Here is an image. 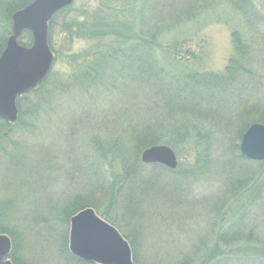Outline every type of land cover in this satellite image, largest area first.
Instances as JSON below:
<instances>
[{"label":"trees","instance_id":"1","mask_svg":"<svg viewBox=\"0 0 264 264\" xmlns=\"http://www.w3.org/2000/svg\"><path fill=\"white\" fill-rule=\"evenodd\" d=\"M31 1L0 0V52L10 34V15ZM216 2L217 0H124L119 5L117 14L111 16V22L110 17L108 19L102 15L91 22L80 21L73 16L68 19L70 4L51 17L47 42L53 54H56L52 43L56 25L62 29L66 42L75 38L84 39L99 48L103 47V50L95 52L92 63L84 62L87 64L86 70L80 71L77 78L80 79V88L86 92L90 89L101 93L102 100L111 96V142L106 144L108 148L104 153L103 145H98V142L96 148L103 159L109 151L118 167L112 169L110 183L105 179L103 181V175H108L107 170L104 172L98 168L97 173L94 167L92 171V178L98 179L91 191L96 189L100 192V204L93 199L92 192L89 197H80V200L77 196L69 197L59 202L62 206L53 205L50 200L38 202L36 191L43 187L47 174H52V162L43 148L36 149L30 156L29 163L26 162L25 153L28 149L12 141V147L14 145L18 151L13 157L15 176L12 185L14 189L19 186L25 189L23 193H27L0 197V233L10 238L9 259L13 264H26L17 260L15 243L35 235L46 240L60 237L64 258L73 264H94L75 259L67 250L69 219L86 207L93 208L100 218L128 240L133 264H150L148 260L142 259L141 252L138 257L134 241L138 229L123 222L121 216H125L126 221L143 219L139 217L143 201L150 204L160 201L161 204L156 205L169 211L190 206V186L184 184V181L197 178L208 168L212 174L223 176L228 181L226 197L222 195L212 203L209 213L212 223L206 234L214 237V241H210L207 236L202 237L179 254L173 256L167 253L165 259L152 264H260L264 261L262 247L244 249L236 246L240 241L263 242L255 239L252 230L247 228L245 214H239L233 207L235 203L239 205L242 202L236 197L240 189L239 193L245 194L248 191L251 193L250 200L264 205V177L259 176L249 186L241 188L247 180L243 177L245 173L241 164L236 161L246 159L239 154L238 144H234L235 156L230 159L225 154L218 153V146L217 150L213 149L216 136L223 133H226V137L237 134L240 139L251 123L264 125V103H252L246 96L255 87L263 88L260 74L254 71L253 51L257 40L264 41V9L255 0H225L228 7L239 15L243 28L232 30V55L220 73L196 74L195 71L185 73L174 69L166 71L156 56V50L160 47L159 36L173 26L211 9L213 5L216 6ZM65 13L67 15H63ZM128 13L133 15L132 18L128 17ZM56 19L58 22H55ZM245 30L247 33L254 31L251 34L255 38L251 34L245 36ZM18 39L24 46H29L32 42L29 31H23ZM52 80L50 69L35 88L17 98L16 122L10 125L0 121L3 126V131L0 130L1 153L8 154L7 147L10 146L9 142L8 146L6 144L9 139L6 138L8 133L4 129L9 133L10 130L11 133L13 131L14 135V127L32 126L35 120L40 119L41 115H47L53 108ZM105 83H108V90L104 88H107ZM81 97L83 100L85 96ZM81 97L76 101L79 102ZM204 124L213 129L202 134L200 130L204 128ZM212 142L213 145H210ZM158 144L169 145L176 152L180 150L179 147L186 145L185 150L188 154L191 152L192 158L183 168L180 167L182 162L178 163L180 168L175 171L160 164L141 163V151ZM83 160L89 165L86 156ZM253 163L260 166L264 164L263 161ZM166 171L174 173L173 177L165 179L163 175ZM177 173L190 177L177 176ZM248 196L244 198L247 199ZM227 197L233 198L235 203L226 204ZM35 199L43 205L42 208L31 207L35 204ZM116 203H119L117 206L121 209V216H117L116 212L111 215L109 213V207L115 209ZM22 232L26 234L23 238L19 235Z\"/></svg>","mask_w":264,"mask_h":264},{"label":"rangeland","instance_id":"2","mask_svg":"<svg viewBox=\"0 0 264 264\" xmlns=\"http://www.w3.org/2000/svg\"><path fill=\"white\" fill-rule=\"evenodd\" d=\"M123 1L74 0L71 3L70 13L67 15L66 12L63 15H67L68 19L73 16L80 21L88 22L94 21L102 15L108 19L110 17L111 22V16L117 14L116 11ZM255 3L264 9V0H255ZM132 16L128 13L129 18ZM55 22H58V19ZM236 28H243L239 15L228 7L225 0H217L216 6L213 5L211 9L201 12L198 16L173 26L162 36H159L160 47L156 50L157 59L166 71L174 69L185 73L195 71L196 74L220 73L232 55L231 32ZM53 33L52 43L56 48L51 67L53 78L51 105L53 108L50 109L49 114L41 115L40 119L35 120L36 122L32 126L14 127L16 130L14 135L13 131L11 133L10 130L9 133L4 129L8 133L6 138L9 139L6 144L8 146L9 142L10 146L7 147L8 154L0 151V197L19 196L20 193L25 192V189L19 186L14 189L12 185L15 176L13 157L18 153L14 145L12 147L11 143L14 141L19 146L28 149L27 153L24 152L27 155L26 162L29 163L30 156L38 148H43L52 162V174H47V178L43 180V187L36 191L38 202L50 200L51 204L62 206L60 203L69 197L77 196V199L80 200V197H89L90 192H92L93 199L100 204L102 202L99 200L100 192L96 189L91 191L98 179L92 178V171L94 167L97 173L98 168H101L102 171L107 170L108 175H103V181L106 180L110 183L111 171L118 167L117 161L114 162L111 159L109 151L105 153L103 159L102 154L96 148L98 142V145H103L102 150L104 151L102 153H104L108 148L106 144L111 142V96L102 100L101 93H96L90 89L86 92L80 88V79L77 77L81 73L80 71L86 70L87 64L92 63L91 60L94 61L95 52L103 50V47L99 48L91 41L84 39L75 38L71 42H66L62 29L58 28L57 25ZM251 33L254 31L251 32L250 30L247 33L245 30L244 35L248 36ZM251 36L255 38L253 34ZM256 44L253 51V67L254 71L260 74L263 88L255 87L251 93H246V96L250 98L252 103H264V41L257 40ZM105 84L108 85V83ZM104 88L108 90L109 86ZM81 96H85L83 100ZM79 97L81 99L77 102L76 99ZM27 122L30 123L28 119ZM205 126L207 125L204 124V128L200 130L202 134L213 129ZM2 129L3 126L0 123V130ZM223 134L225 135L222 136ZM223 134L216 136L213 149L214 151L217 150L218 146V153H223L230 159L235 156L234 144H238L240 139H238L237 134L229 137H226V133ZM210 145H213V142ZM185 147L187 146L179 147L180 150L178 149L177 152L174 151L173 147H170L175 152L178 163L182 162L181 168L186 166L192 158L191 152L188 154ZM85 156L89 165L83 160ZM253 162L247 159L246 161H236V163L241 164L245 173L243 177L247 180V183L241 188L249 186L259 176L264 177V164L262 163L263 165L260 166ZM178 167L177 165L176 168L178 169ZM204 171V174L197 176V178L185 179L184 181V184L190 186L188 201L190 200L191 205L188 207L184 206V208L169 211L156 205L161 204L160 201L154 202L155 204L143 201L141 214H139V217L143 219L136 220L134 218L129 221L125 220V216H121V209L117 206L119 203L114 205L115 209H111V206L110 209L108 208L110 215L112 212H116L117 216H121L123 222L138 229V234L134 240L137 244L138 257L142 254V259L148 260L150 264L157 263V260L165 259L167 253L175 256L202 237L207 236L210 241H214V237L206 234L209 224L212 223L209 213L212 203L225 195L228 181L223 176L212 174L209 168L208 170L204 169ZM170 174L166 171L165 175L167 176H163L165 179L173 177L174 173ZM177 176L190 177L185 174L180 175V173H177ZM240 191L241 189L236 194H239L236 196L237 199L240 198L242 201L239 205L233 201V198L229 199L228 197L226 204L235 203L233 207L235 206L237 212L245 214L244 220H247V228L252 230V235L259 242L264 243V207H262L264 205H261L258 200L259 204L250 200L251 193L248 191L245 194L239 193ZM247 195H249L248 198H244ZM37 201L35 199V204L31 207L34 209L42 208L43 205ZM118 220L120 219L118 218ZM68 233L69 222L67 248ZM19 235L22 238L26 236L23 232ZM124 239L128 241L126 238ZM263 243L259 244L249 240L240 241L236 246L244 249L260 247L264 249ZM15 247V256L19 262L26 264H73L64 258L60 237L46 240L40 239L36 235L34 237L27 236L15 243ZM260 264H264V261Z\"/></svg>","mask_w":264,"mask_h":264},{"label":"water","instance_id":"3","mask_svg":"<svg viewBox=\"0 0 264 264\" xmlns=\"http://www.w3.org/2000/svg\"><path fill=\"white\" fill-rule=\"evenodd\" d=\"M74 0H32L10 15L11 33L0 53V119L10 124L17 119V98L35 88L48 74L53 53L47 42L51 17ZM29 31L32 42H18ZM239 154L247 160H264V125L252 123L238 143ZM143 164L177 167L175 152L167 145H152L140 153ZM11 241L0 233V264H13L9 257ZM68 252L79 261L95 264H133L128 242L109 223L86 207L69 220Z\"/></svg>","mask_w":264,"mask_h":264}]
</instances>
